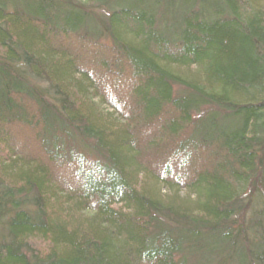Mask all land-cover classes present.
<instances>
[{
  "label": "trees",
  "instance_id": "16d2710c",
  "mask_svg": "<svg viewBox=\"0 0 264 264\" xmlns=\"http://www.w3.org/2000/svg\"><path fill=\"white\" fill-rule=\"evenodd\" d=\"M0 264H264V0H0Z\"/></svg>",
  "mask_w": 264,
  "mask_h": 264
},
{
  "label": "rangeland",
  "instance_id": "374dc122",
  "mask_svg": "<svg viewBox=\"0 0 264 264\" xmlns=\"http://www.w3.org/2000/svg\"><path fill=\"white\" fill-rule=\"evenodd\" d=\"M81 1H83V0H81ZM102 108H103V106H101L100 110ZM140 178L141 179H140V182L139 183L141 184V186L142 185L143 186H146L147 185V186H150L151 187L153 185L152 182H150V180H149L148 177H145V176L142 175V176H140ZM153 189H156V192L159 191L160 192L159 195L163 199L168 200L169 198L172 197L173 192H171L170 190H168L166 187L161 186L160 184H156V185L154 184ZM177 196L178 197H175L176 199H178V200H185V202H186V199L185 198H188V200H192L191 194H188V191H185V190H180L178 192V195Z\"/></svg>",
  "mask_w": 264,
  "mask_h": 264
}]
</instances>
